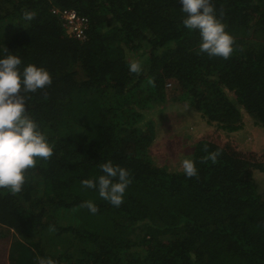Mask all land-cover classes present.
Segmentation results:
<instances>
[{
  "label": "trees",
  "instance_id": "obj_1",
  "mask_svg": "<svg viewBox=\"0 0 264 264\" xmlns=\"http://www.w3.org/2000/svg\"><path fill=\"white\" fill-rule=\"evenodd\" d=\"M213 4L235 41L228 59L199 52L178 0H0V29L10 32L0 57L52 78L29 94L27 114L53 155L26 170L21 192L0 189L8 264H264V151L231 136L244 114L264 129V0ZM54 8L89 20L84 42L65 36ZM166 105L227 135L193 144L195 178L154 158L158 130L146 115ZM109 161L130 174L119 207L81 185Z\"/></svg>",
  "mask_w": 264,
  "mask_h": 264
},
{
  "label": "clouds",
  "instance_id": "obj_2",
  "mask_svg": "<svg viewBox=\"0 0 264 264\" xmlns=\"http://www.w3.org/2000/svg\"><path fill=\"white\" fill-rule=\"evenodd\" d=\"M178 2L184 14V28L199 33V52L209 57L228 59L235 41L218 17L213 0ZM35 15V12L26 11L23 20L32 21ZM21 64L22 60L17 55L0 57V189H7L11 193L22 191L26 170L35 167L38 158L49 159L54 147L27 114L29 94L51 85V75L45 68L32 64L21 70ZM128 67L131 73L140 71L136 61ZM218 154L210 153L207 158L215 163ZM180 167L186 178L198 176L195 161L185 158ZM99 169L103 174L82 180V187L94 189L101 199L119 207L131 183L129 171L110 161L99 164ZM81 207L92 214L98 211L92 201L83 202ZM49 231H55L54 226H49ZM39 264H56V261L50 257L39 258Z\"/></svg>",
  "mask_w": 264,
  "mask_h": 264
},
{
  "label": "rangeland",
  "instance_id": "obj_3",
  "mask_svg": "<svg viewBox=\"0 0 264 264\" xmlns=\"http://www.w3.org/2000/svg\"><path fill=\"white\" fill-rule=\"evenodd\" d=\"M8 35L10 36L8 29H0L2 40L8 39ZM163 108L157 110L154 108L146 115L147 120L154 121L158 130V143L153 147V151H155L153 155L159 164L169 162L172 169L181 170V161L192 153L193 144L198 139L207 134H219L222 139L227 138L226 134L218 131L215 127L208 126L200 116L188 115L187 108L183 105L178 106L180 110L168 108V105ZM243 118V129L236 132L237 134H231L232 138L236 139V144L242 150L262 153L264 151V129L254 126L248 115L244 114ZM8 232L5 230L3 233L5 237L9 234ZM9 243L10 241L1 238L0 264H8ZM44 245L48 250V245L46 243Z\"/></svg>",
  "mask_w": 264,
  "mask_h": 264
},
{
  "label": "built area",
  "instance_id": "obj_4",
  "mask_svg": "<svg viewBox=\"0 0 264 264\" xmlns=\"http://www.w3.org/2000/svg\"><path fill=\"white\" fill-rule=\"evenodd\" d=\"M61 24L65 36L77 42H84L89 30V20L75 11L54 8L51 10Z\"/></svg>",
  "mask_w": 264,
  "mask_h": 264
},
{
  "label": "crops",
  "instance_id": "obj_5",
  "mask_svg": "<svg viewBox=\"0 0 264 264\" xmlns=\"http://www.w3.org/2000/svg\"><path fill=\"white\" fill-rule=\"evenodd\" d=\"M237 134V133H236Z\"/></svg>",
  "mask_w": 264,
  "mask_h": 264
}]
</instances>
